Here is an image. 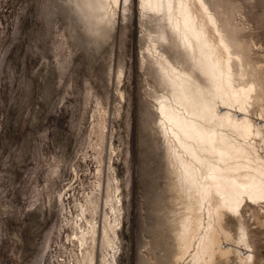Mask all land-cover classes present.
Returning <instances> with one entry per match:
<instances>
[{"label":"rangeland","instance_id":"374dc122","mask_svg":"<svg viewBox=\"0 0 264 264\" xmlns=\"http://www.w3.org/2000/svg\"><path fill=\"white\" fill-rule=\"evenodd\" d=\"M118 1L98 24L81 0H0V264H189L150 47L187 63L157 14ZM204 1L242 60L237 83L254 87L247 113L264 137V0ZM240 211L221 219L230 252L215 264H264V203Z\"/></svg>","mask_w":264,"mask_h":264},{"label":"bare ground","instance_id":"6f19581e","mask_svg":"<svg viewBox=\"0 0 264 264\" xmlns=\"http://www.w3.org/2000/svg\"><path fill=\"white\" fill-rule=\"evenodd\" d=\"M110 2L118 5L119 1L81 0L88 18L98 24L114 18L108 10ZM138 6L140 13L157 14L165 22L171 34L167 38H174L173 46L179 47L187 63L186 68H179L158 52L155 44L150 47L157 55L153 61L159 85L168 91L158 100V125L178 195L186 199L176 234L178 259L183 261L189 254V264H215L216 254L230 252L222 245L230 242L221 226L223 215H240L242 204L264 203V152L258 146L264 137L247 113L255 90L253 85L237 83L235 64L240 66L242 60L204 0H138ZM113 229L104 227L105 244L111 249L108 232L114 234ZM83 238L81 233L80 242ZM244 238L242 233V248L247 247ZM236 253L240 261L253 258L246 255L242 259L246 251ZM87 259L91 264V255Z\"/></svg>","mask_w":264,"mask_h":264}]
</instances>
